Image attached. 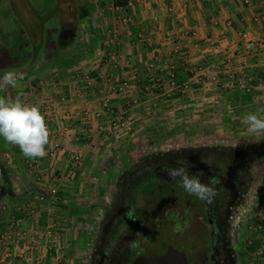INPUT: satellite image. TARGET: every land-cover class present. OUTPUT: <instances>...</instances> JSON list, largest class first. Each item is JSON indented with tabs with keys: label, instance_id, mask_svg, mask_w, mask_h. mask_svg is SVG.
<instances>
[{
	"label": "crops",
	"instance_id": "0c3cea01",
	"mask_svg": "<svg viewBox=\"0 0 264 264\" xmlns=\"http://www.w3.org/2000/svg\"><path fill=\"white\" fill-rule=\"evenodd\" d=\"M79 2L86 15L75 23L71 39L57 31L50 45L35 39L15 42L18 45L12 52L0 50V72L15 69L24 73L15 88L9 86L0 96L15 99L19 95L25 104L37 105L41 113L50 102L49 131L56 128L65 111L69 113L68 126L82 123L89 133L86 139L53 133L51 137L61 145L57 157L51 161L45 155L38 157V165L32 168L26 167L19 146L0 136L1 150L13 166L7 172L11 174V195L0 201V234L11 233L9 220L19 218V228L37 237L46 225L55 223L63 241L64 234L74 227L59 213L86 199L83 191L88 189L86 181L91 180L86 176L95 172L99 156L106 150L113 147L115 152L116 147L128 145L125 140H131L137 129L146 133L153 128L155 135L182 131L194 135L201 126L200 131L210 137L227 127L240 130L236 135L242 134L247 130L243 117L254 109L250 98L263 97L257 103H264V88L260 90L255 84L257 79L264 82L260 57L264 52V0H126L123 5H114L111 0ZM240 32L255 40V49L246 47ZM213 68L221 69L222 76L229 73L234 79L251 82L252 91L244 93L235 84L220 90L212 82L203 86L195 80L198 73ZM87 79L88 86L84 84ZM121 79L130 82L127 91L129 95L135 91L136 102L125 103L128 97L115 92L108 97L112 105L126 108L127 128L106 134L98 129L104 116L89 117L83 123L81 110L100 108L104 90L109 91V85ZM170 82L185 84L186 89L180 93L169 90ZM75 147L84 155V166L72 177L59 180L53 198L34 204L36 195L45 193L54 182L52 173H64L66 152ZM70 217L69 221L74 220Z\"/></svg>",
	"mask_w": 264,
	"mask_h": 264
},
{
	"label": "rangeland",
	"instance_id": "374dc122",
	"mask_svg": "<svg viewBox=\"0 0 264 264\" xmlns=\"http://www.w3.org/2000/svg\"><path fill=\"white\" fill-rule=\"evenodd\" d=\"M79 1L0 0V50L5 49L4 51L12 52L16 48L14 45H18L19 41L31 42L35 39L54 41L57 31L70 39L75 23L79 20L77 17ZM42 28H44L43 33ZM48 44L50 45V42ZM7 70L0 72V77ZM258 99H263V97L250 98V105L254 106V109L250 111L264 116V103H257ZM201 128L199 126L197 130H194L196 133L194 135L192 133L187 135L188 133L185 134L184 131L172 135H168L171 132L167 135L165 132L155 135L153 128L146 133L137 129L130 136L131 140L128 141V138H125L128 145L116 147L115 152L111 150L113 147L102 152L103 154L99 156L95 165L97 167H93L95 172L86 176V178H91L86 181L88 189L83 191L86 193L84 197L88 200H82L79 205L76 203L69 209L64 207L59 213V217L67 221L69 227H74V231L64 234L63 241L61 239L65 264H90L91 251L96 241L97 225L102 214L108 210L114 179L127 166H133L138 158L153 153L196 149L206 145L233 150L248 175L244 191L239 197L238 204L233 208L234 221L236 220L233 222V246L239 249L237 264H264V134L249 135L247 130H242L243 135L238 132L236 135L235 131L240 130L230 131L226 127L220 134H212L210 138L207 137L208 134L204 135L200 131ZM130 130L133 131V128L131 127ZM11 166L10 159L3 154L0 146V201L7 198V195L1 194V186L5 184L1 169L4 170L10 182L11 174L7 172L11 170ZM143 186L145 187V184ZM180 189L183 194H178L174 208L178 209V218L181 221L188 216V210L194 209V213H198L199 203L197 196L188 193L184 187ZM90 196L94 199L91 200ZM5 203L2 205L4 206ZM192 203L197 207L192 206ZM70 215L74 220L69 221L72 219ZM164 239V235L158 237L157 244H162V241L165 243ZM197 240L199 242L202 239ZM170 243L176 244L174 241Z\"/></svg>",
	"mask_w": 264,
	"mask_h": 264
},
{
	"label": "flooded vegetation",
	"instance_id": "af4514ba",
	"mask_svg": "<svg viewBox=\"0 0 264 264\" xmlns=\"http://www.w3.org/2000/svg\"><path fill=\"white\" fill-rule=\"evenodd\" d=\"M166 151L138 158L114 179L108 210L97 225L90 264H131L138 257L151 258L168 249L183 253L179 264H237L233 208L248 179L237 154L214 145ZM180 167L218 193L211 202L197 197L199 212L188 210L181 221L174 205L178 194H183L182 180L168 174L169 169ZM177 222L181 231L175 229ZM161 234L165 243L158 245Z\"/></svg>",
	"mask_w": 264,
	"mask_h": 264
},
{
	"label": "built area",
	"instance_id": "2783aa9c",
	"mask_svg": "<svg viewBox=\"0 0 264 264\" xmlns=\"http://www.w3.org/2000/svg\"><path fill=\"white\" fill-rule=\"evenodd\" d=\"M243 3L249 2V0H241ZM240 36L245 38V45L248 49H255L256 42L255 40L246 37V33L240 32ZM261 60L263 62V73H264V52L260 53ZM4 73L1 75V77ZM205 77V79H203ZM197 80L200 85H203L206 81L214 83L218 89L224 90V88H228L231 84H235L236 87L241 89L244 93H249L252 91L253 85L251 82L242 80V79H234L228 73L225 76L221 75V69L213 68L208 69L205 73H198ZM85 85H89V79L84 80ZM151 81L155 82L154 79ZM255 84L261 88H264V82L261 79H257ZM108 89L102 94L101 97V106L100 108H92L88 110L83 108L81 110V118L84 121L92 118H99L100 116H104L105 120L101 124L98 125V129L108 134L111 131H122L127 128L128 123V115L126 112V108L120 106H114L110 103L109 93L115 92L123 95V97H128L125 99V103H135L136 102V93H131L129 95L128 91H130V82L128 79H121L115 81L109 85ZM185 84H178L174 82H170L169 90L177 92L183 91L185 88ZM204 86V85H203ZM163 89V87H160ZM77 89V88H76ZM78 88L76 91H79ZM132 91V90H131ZM53 104L47 103L45 109L42 114L45 116L46 124L47 120H49V111L51 110ZM69 113L62 111L59 116V124L55 129L49 131V145L45 148V156L49 161L54 160L57 157L59 150L61 149V145L53 136V133L57 135H65L70 138H87L89 136L88 131L84 127V124L80 123L79 126L70 127L66 124V120L68 119ZM65 167L64 173H52L55 178L54 182L52 181L47 186V191L45 193H38L33 201L34 204L41 203L44 200H48L47 197L53 198L58 189L60 179H67L68 177H72L74 171L80 170L84 165V155L79 148H71L68 149L65 155ZM24 163L27 168H32L37 166L38 157L35 159L28 158L24 156ZM56 171V170H55ZM57 172V171H56ZM56 174V175H54ZM32 203V204H33ZM9 227H12V232H2L0 234V264H65V255L62 250V244L60 243V234H58V226L55 223H50L44 227L42 230V234L37 237L32 234L26 233L25 230H21L19 228V218H11L8 223ZM40 240V241H38Z\"/></svg>",
	"mask_w": 264,
	"mask_h": 264
},
{
	"label": "clouds",
	"instance_id": "9594fccd",
	"mask_svg": "<svg viewBox=\"0 0 264 264\" xmlns=\"http://www.w3.org/2000/svg\"><path fill=\"white\" fill-rule=\"evenodd\" d=\"M23 79V72L15 69L5 71L0 77V91L9 86L15 88L17 81ZM243 122L247 125L249 133L264 134V116L249 112L243 117ZM49 135L45 116L37 105L25 104L19 95L15 99L0 96V136L8 143L18 145L24 156L31 159L43 157L46 154L45 145L49 142ZM168 174L171 177H181L184 189L201 200L211 202L218 194L197 176L186 174L183 167L169 169ZM175 229L182 230L179 222L176 223Z\"/></svg>",
	"mask_w": 264,
	"mask_h": 264
},
{
	"label": "water",
	"instance_id": "95a60500",
	"mask_svg": "<svg viewBox=\"0 0 264 264\" xmlns=\"http://www.w3.org/2000/svg\"><path fill=\"white\" fill-rule=\"evenodd\" d=\"M184 261L182 252L168 249L162 255H154L151 258L138 257L131 264H179Z\"/></svg>",
	"mask_w": 264,
	"mask_h": 264
},
{
	"label": "trees",
	"instance_id": "16d2710c",
	"mask_svg": "<svg viewBox=\"0 0 264 264\" xmlns=\"http://www.w3.org/2000/svg\"><path fill=\"white\" fill-rule=\"evenodd\" d=\"M111 2L114 5H123L126 2V0H111ZM78 6H79V10H78V13H77V17L81 18L84 15H86V10H85V8L83 6H81V5H78ZM71 38L72 37H70V39ZM154 91H157V89H154ZM1 174H2V177H3L4 181H5V184L1 186V189H2L1 194H5V195L9 196V195H11L10 182L8 181L3 169H1ZM5 187H6V189H5Z\"/></svg>",
	"mask_w": 264,
	"mask_h": 264
}]
</instances>
